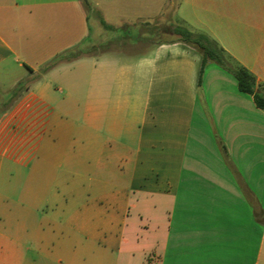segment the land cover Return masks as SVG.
<instances>
[{
	"label": "crops",
	"instance_id": "1",
	"mask_svg": "<svg viewBox=\"0 0 264 264\" xmlns=\"http://www.w3.org/2000/svg\"><path fill=\"white\" fill-rule=\"evenodd\" d=\"M88 1L137 36H92L82 0H0L1 93L86 51L0 103V264H264V111L188 45H140L168 0ZM176 16L264 86V0Z\"/></svg>",
	"mask_w": 264,
	"mask_h": 264
},
{
	"label": "trees",
	"instance_id": "2",
	"mask_svg": "<svg viewBox=\"0 0 264 264\" xmlns=\"http://www.w3.org/2000/svg\"><path fill=\"white\" fill-rule=\"evenodd\" d=\"M82 1L85 8L89 9V1ZM102 23L106 28H111L103 21ZM172 36L173 39L170 40L169 43H183L200 53L202 56L200 76H202L208 63H215L230 73L237 80L239 90L252 96L256 107L264 111V86L259 85L255 76L229 56L216 41L204 33L192 31L183 23L173 27ZM85 54L86 51L83 48L77 47L55 57L49 63L44 65L38 73L30 70L31 77L17 85V87L12 91L13 93L10 100L15 99L29 84L38 81L58 65L75 61L83 57Z\"/></svg>",
	"mask_w": 264,
	"mask_h": 264
},
{
	"label": "rangeland",
	"instance_id": "3",
	"mask_svg": "<svg viewBox=\"0 0 264 264\" xmlns=\"http://www.w3.org/2000/svg\"><path fill=\"white\" fill-rule=\"evenodd\" d=\"M180 0H168L166 6L162 5L158 9L160 10L158 13V16L156 18H151L147 22L145 21H139L137 23V26L139 27L140 35L143 37L142 42L140 45L143 44H149V43H155V42H169L170 40L173 39L172 36V30L175 25H181L182 23L179 21V19L176 16V10L177 6ZM113 2L110 4L111 7L114 8ZM160 5V4H159ZM89 14H90V23H91V34L92 36H95V34L100 31V26H99V20L102 19L104 22H107L109 24H112L113 26L117 27L115 30H111L108 32V37L110 41H116L118 39H123L124 37L128 38L129 36L132 38H135L137 34L135 33L134 30H127V33H123V30H119L118 26H122L124 23H135V16L131 15H121L119 14L116 10L114 11H109L108 13H104L101 15L99 13L98 9L96 10L95 5L90 4L89 8ZM102 16V17H101ZM145 37V38H144ZM115 46H129L128 41H125L124 43H120ZM30 62V61H29ZM32 64V63H30ZM22 71H26L22 70ZM48 74V73H47ZM45 76V75H44ZM13 75L1 77L3 80V85L1 87L2 90H4V93L0 92V103L1 105L9 103L11 97H12V91L10 90L13 82ZM28 80V79H27ZM51 81L53 82V79L51 78ZM51 82V83H52ZM33 84V83H32ZM31 84V85H32ZM35 84V83H34ZM32 85V89H35V85ZM54 84V83H53ZM2 97V99H1ZM4 110V107H0V111ZM18 174L20 172L15 171L14 175V181H13V186H12V195L16 194L13 191L15 189H18V193H20L21 187L19 182L22 180V177H19ZM138 259V257H136ZM139 260V259H138Z\"/></svg>",
	"mask_w": 264,
	"mask_h": 264
}]
</instances>
